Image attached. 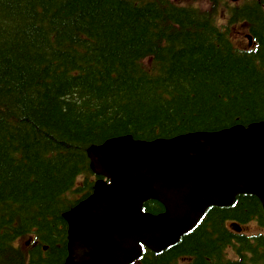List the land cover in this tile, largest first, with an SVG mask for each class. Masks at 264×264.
<instances>
[{
	"label": "trees",
	"instance_id": "obj_1",
	"mask_svg": "<svg viewBox=\"0 0 264 264\" xmlns=\"http://www.w3.org/2000/svg\"><path fill=\"white\" fill-rule=\"evenodd\" d=\"M209 1L0 0V264L64 261L62 213L96 177L90 145L264 120V1L222 23ZM245 21L255 46L231 38ZM144 209L163 206L148 200ZM226 220L264 228V211L251 194L211 206L143 264H264V233H234ZM226 246L238 261L221 258Z\"/></svg>",
	"mask_w": 264,
	"mask_h": 264
},
{
	"label": "water",
	"instance_id": "obj_2",
	"mask_svg": "<svg viewBox=\"0 0 264 264\" xmlns=\"http://www.w3.org/2000/svg\"><path fill=\"white\" fill-rule=\"evenodd\" d=\"M93 191L62 214L68 224L63 264H126L143 243L153 250L175 242L211 205L237 194L264 208V120L171 138H107L87 148ZM148 199L164 212L142 211ZM232 228L238 229L235 224Z\"/></svg>",
	"mask_w": 264,
	"mask_h": 264
},
{
	"label": "flooded vegetation",
	"instance_id": "obj_3",
	"mask_svg": "<svg viewBox=\"0 0 264 264\" xmlns=\"http://www.w3.org/2000/svg\"><path fill=\"white\" fill-rule=\"evenodd\" d=\"M257 2H259L260 0H256ZM227 222L225 221V223H224V227L225 228H227ZM169 247H167V248H164V249H162V250H160V251H152V250H146V252H148V253H150V252H162L163 250H165V249H168ZM225 253H227V252H221V258L223 259V260H225V261H227V260H230V259H228L224 254ZM236 254H237V259H235V260H230V261H238L239 259H240V257H241V255L238 253V252H235ZM240 253H243V254H245V256H244V261H249L250 260V256H251V252H240ZM156 254V253H155ZM146 257V256H145ZM142 263H143V261H142Z\"/></svg>",
	"mask_w": 264,
	"mask_h": 264
},
{
	"label": "rangeland",
	"instance_id": "obj_4",
	"mask_svg": "<svg viewBox=\"0 0 264 264\" xmlns=\"http://www.w3.org/2000/svg\"><path fill=\"white\" fill-rule=\"evenodd\" d=\"M240 29L239 28H236V30L234 29V32H235V35L234 37H239L241 34V31H239ZM247 227V226H246ZM259 231V228L258 226L256 225L255 222H251L250 225L247 227L246 229V233H253V232H257Z\"/></svg>",
	"mask_w": 264,
	"mask_h": 264
}]
</instances>
